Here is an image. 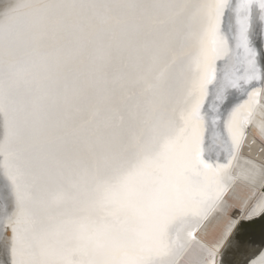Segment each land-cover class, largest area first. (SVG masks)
<instances>
[{
	"label": "snow or ice",
	"instance_id": "snow-or-ice-1",
	"mask_svg": "<svg viewBox=\"0 0 264 264\" xmlns=\"http://www.w3.org/2000/svg\"><path fill=\"white\" fill-rule=\"evenodd\" d=\"M0 264H264V0H7Z\"/></svg>",
	"mask_w": 264,
	"mask_h": 264
},
{
	"label": "bare ground",
	"instance_id": "bare-ground-1",
	"mask_svg": "<svg viewBox=\"0 0 264 264\" xmlns=\"http://www.w3.org/2000/svg\"><path fill=\"white\" fill-rule=\"evenodd\" d=\"M6 2H7V0H0V8H2ZM0 117L3 118V115L0 114ZM2 136H3V127L0 130V138H2ZM2 184H3V181H1L0 188H2Z\"/></svg>",
	"mask_w": 264,
	"mask_h": 264
},
{
	"label": "water",
	"instance_id": "water-1",
	"mask_svg": "<svg viewBox=\"0 0 264 264\" xmlns=\"http://www.w3.org/2000/svg\"><path fill=\"white\" fill-rule=\"evenodd\" d=\"M2 127H3V118L0 117V130L2 129ZM1 181H2V180H0V184H1Z\"/></svg>",
	"mask_w": 264,
	"mask_h": 264
}]
</instances>
